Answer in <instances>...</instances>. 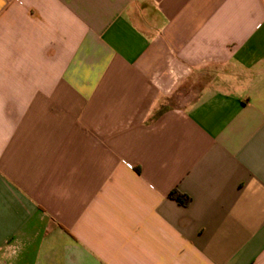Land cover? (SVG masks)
I'll list each match as a JSON object with an SVG mask.
<instances>
[{"label":"crops","instance_id":"obj_1","mask_svg":"<svg viewBox=\"0 0 264 264\" xmlns=\"http://www.w3.org/2000/svg\"><path fill=\"white\" fill-rule=\"evenodd\" d=\"M0 264H264V0H0Z\"/></svg>","mask_w":264,"mask_h":264},{"label":"rangeland","instance_id":"obj_2","mask_svg":"<svg viewBox=\"0 0 264 264\" xmlns=\"http://www.w3.org/2000/svg\"><path fill=\"white\" fill-rule=\"evenodd\" d=\"M204 83V82H203ZM202 85V83L200 84ZM192 101H166V105L169 107V108H173V107H179V108H186L189 106V104L191 103Z\"/></svg>","mask_w":264,"mask_h":264},{"label":"trees","instance_id":"obj_3","mask_svg":"<svg viewBox=\"0 0 264 264\" xmlns=\"http://www.w3.org/2000/svg\"><path fill=\"white\" fill-rule=\"evenodd\" d=\"M171 198L177 199L180 203L182 204H188V200L185 199V197L181 196L180 194H178L176 191L172 192L170 194Z\"/></svg>","mask_w":264,"mask_h":264}]
</instances>
